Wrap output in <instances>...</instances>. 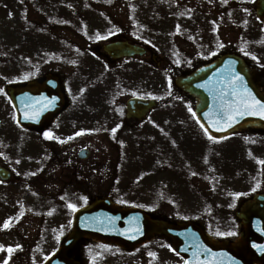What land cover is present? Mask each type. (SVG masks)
Segmentation results:
<instances>
[{
  "label": "rangeland",
  "instance_id": "obj_1",
  "mask_svg": "<svg viewBox=\"0 0 264 264\" xmlns=\"http://www.w3.org/2000/svg\"><path fill=\"white\" fill-rule=\"evenodd\" d=\"M68 1L0 0V160L14 174L7 182H0V245L4 246L0 264L5 260L8 264H41L56 249L70 225L69 205L81 206L85 200L66 182L73 175L70 167L74 164L82 170L79 181L91 174L86 198L106 190L115 178L114 187L126 193H116L120 203L132 202L171 220H200L212 235L234 234V210L241 200L264 190V164L260 163L264 161V133L247 131L220 142L209 140L190 114L192 100L175 93L169 75L151 65L148 56L119 63L124 68L116 81L95 82L79 77H90L95 64L79 55L75 47L84 45L79 51L95 55L104 40L125 37L147 44L166 62L173 60L169 46L178 28L181 46L177 48L201 54L205 50V61L222 48L234 49L264 71V31L252 16L253 1L73 0L74 7ZM177 3L205 14L204 20L194 25L180 18L184 11L173 6ZM171 19H175L172 27L168 23ZM164 25H169V31L164 32ZM44 72L57 73L68 102L79 104L72 110L66 107L55 117L46 129L51 139L45 134L42 137L54 144L68 143L66 154L72 148L75 152L88 147L91 153L84 163L71 157L75 161L69 167L63 161L56 162L50 153H36L31 134L18 143L22 131L15 127L4 87L39 78ZM131 93L155 98L159 106L142 121L125 120L119 102ZM61 116L66 117V127L59 122ZM116 122L122 123L121 129L103 132L101 126L111 129ZM75 126L92 128H83L81 135H76ZM71 127L62 135L60 129ZM90 163L97 166L94 171ZM30 178L31 187L25 184ZM43 190L51 192V204ZM52 193H57L56 198ZM5 223L9 227L5 228ZM9 247L13 249L10 254ZM168 248L156 238L144 249L160 264H177ZM79 250L87 257L85 264H149L152 260L139 258L144 255L141 251L130 254L87 241Z\"/></svg>",
  "mask_w": 264,
  "mask_h": 264
},
{
  "label": "water",
  "instance_id": "obj_2",
  "mask_svg": "<svg viewBox=\"0 0 264 264\" xmlns=\"http://www.w3.org/2000/svg\"><path fill=\"white\" fill-rule=\"evenodd\" d=\"M257 14L264 23V1L256 3ZM108 54L117 58L122 55L142 53L143 50L126 44L104 46ZM239 75L238 89L250 91L251 95L264 103V93L260 90L252 70L237 56L222 54L215 62L185 77H177L174 84L197 99L195 113L207 131L220 136L235 130L252 127L264 128V117L259 115L236 116L231 126L219 118L222 105L235 103L232 82ZM14 105L17 122L26 127L45 126L52 115L64 104L63 93L56 76L46 75L42 83L29 82L25 86L7 87ZM155 105L152 100L131 98L126 104V116L142 118ZM81 157L87 151H79ZM9 170L0 166V178L7 179ZM242 231L233 242H215L206 236L194 223H172L163 219H153L139 208H122L109 200H95L90 205L77 210L73 215L70 231L62 239L57 252L44 264H79L68 257L71 247L83 237L99 242H112L123 248H133L160 234L171 241L172 249L184 257L186 264H207L205 252L200 242L207 246H221L228 254L224 264L259 263L264 260V197L255 195L244 202L236 213ZM139 228V231H135ZM214 264V263H211Z\"/></svg>",
  "mask_w": 264,
  "mask_h": 264
},
{
  "label": "snow or ice",
  "instance_id": "obj_3",
  "mask_svg": "<svg viewBox=\"0 0 264 264\" xmlns=\"http://www.w3.org/2000/svg\"><path fill=\"white\" fill-rule=\"evenodd\" d=\"M242 79V77L237 75L232 82V95L237 98L236 102L229 103L227 105H222L223 111L218 114L219 118L225 120V122L228 123L229 127L231 126V121L234 120L236 116H243L247 114L259 115L264 117V103H261V101L257 100L254 96H252L250 91H248L247 89H244L243 92L238 89L237 82ZM0 91H2V89H0ZM201 127H203V125H201ZM113 131H115V129H113ZM205 133L207 134V129H205ZM76 135H81V132H77ZM45 136L49 139L52 138L51 133H45ZM208 139L215 140L216 137L209 135ZM260 163L264 164V161H260ZM84 199L86 200L87 198L84 197ZM69 207L75 209L76 206L70 204ZM4 227H9V224L5 223ZM135 231H139V228H136ZM217 234L222 235V233ZM231 234L232 233H229V235ZM3 247V245H0V250H3ZM7 251L10 254L13 249L9 247ZM4 264H8L7 260L4 261Z\"/></svg>",
  "mask_w": 264,
  "mask_h": 264
},
{
  "label": "flooded vegetation",
  "instance_id": "obj_4",
  "mask_svg": "<svg viewBox=\"0 0 264 264\" xmlns=\"http://www.w3.org/2000/svg\"><path fill=\"white\" fill-rule=\"evenodd\" d=\"M102 60L104 62L111 63V64H114L115 63V62H111V61H109V60H107L105 58H102ZM147 253H149L148 250L141 251V254H144V255H140L139 258H142V257H144V258H151L152 260L149 262V264L150 263L151 264H160V261L154 260L155 259L154 258L155 255L154 254L150 255V254H147ZM175 259L177 260V264H180L181 263V259L179 257H176Z\"/></svg>",
  "mask_w": 264,
  "mask_h": 264
}]
</instances>
